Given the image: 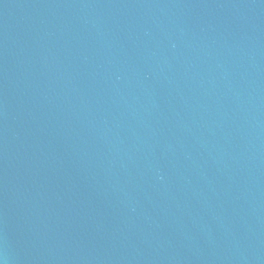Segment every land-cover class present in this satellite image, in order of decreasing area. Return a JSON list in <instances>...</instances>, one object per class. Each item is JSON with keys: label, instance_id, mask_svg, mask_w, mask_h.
I'll return each mask as SVG.
<instances>
[{"label": "water", "instance_id": "1", "mask_svg": "<svg viewBox=\"0 0 264 264\" xmlns=\"http://www.w3.org/2000/svg\"><path fill=\"white\" fill-rule=\"evenodd\" d=\"M0 264H264V0H0Z\"/></svg>", "mask_w": 264, "mask_h": 264}]
</instances>
